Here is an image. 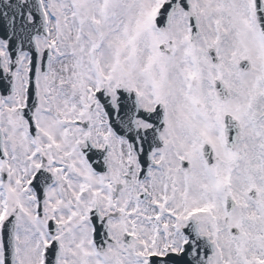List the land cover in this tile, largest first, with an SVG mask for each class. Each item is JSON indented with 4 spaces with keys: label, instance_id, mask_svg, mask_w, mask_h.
Segmentation results:
<instances>
[{
    "label": "snow or ice",
    "instance_id": "obj_1",
    "mask_svg": "<svg viewBox=\"0 0 264 264\" xmlns=\"http://www.w3.org/2000/svg\"><path fill=\"white\" fill-rule=\"evenodd\" d=\"M0 264H264V0H0Z\"/></svg>",
    "mask_w": 264,
    "mask_h": 264
}]
</instances>
